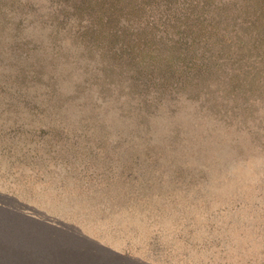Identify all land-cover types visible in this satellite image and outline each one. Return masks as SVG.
Masks as SVG:
<instances>
[{"label": "rangeland", "instance_id": "374dc122", "mask_svg": "<svg viewBox=\"0 0 264 264\" xmlns=\"http://www.w3.org/2000/svg\"><path fill=\"white\" fill-rule=\"evenodd\" d=\"M64 50L49 39L41 83L0 62V264H264V59L228 117L184 102L133 131ZM16 105L41 107L32 143L9 133Z\"/></svg>", "mask_w": 264, "mask_h": 264}, {"label": "trees", "instance_id": "16d2710c", "mask_svg": "<svg viewBox=\"0 0 264 264\" xmlns=\"http://www.w3.org/2000/svg\"><path fill=\"white\" fill-rule=\"evenodd\" d=\"M27 27L40 38L49 30L47 41L19 40ZM10 29L11 54L2 46ZM49 39L54 51L66 42L76 50L86 84L103 100H117L120 115L136 124H129L133 131L148 127L163 106L179 111L184 102L226 118L234 113L230 99L243 98L239 91L264 59V0H0V62L18 65L17 82L46 77ZM14 108L13 141L21 136L32 143L26 137L41 107L29 114Z\"/></svg>", "mask_w": 264, "mask_h": 264}]
</instances>
